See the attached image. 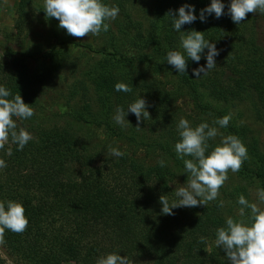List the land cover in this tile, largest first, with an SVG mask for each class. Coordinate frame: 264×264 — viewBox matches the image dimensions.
I'll list each match as a JSON object with an SVG mask.
<instances>
[{"label":"trees","instance_id":"1","mask_svg":"<svg viewBox=\"0 0 264 264\" xmlns=\"http://www.w3.org/2000/svg\"><path fill=\"white\" fill-rule=\"evenodd\" d=\"M164 2L157 0L154 9L161 22ZM185 2L195 6L197 16L210 4V0ZM222 2L227 5L229 0ZM29 3L30 0H19V13ZM253 23L259 30L255 40L253 33L248 32ZM183 27L187 32H202L219 52L215 58L217 66L200 81L196 82L188 70L178 74L196 104L201 107L200 87H203L219 101L251 100L253 92L264 109V13H248L239 25L228 15H222ZM153 36V55L120 54L121 63L133 66L145 62L175 71L165 60L167 53L161 47L158 33L153 32ZM58 50L60 46L55 45L44 55L24 54L0 42V85L13 96L20 94L31 78L27 62L39 63ZM205 64L202 56L196 65ZM113 86V82L106 85L109 96ZM201 108L222 117L211 106ZM102 115L107 120L105 132L113 138L121 137V133L112 129L109 114L103 111ZM149 117L145 120L166 123V133L157 146L172 164L163 168L159 164L143 166L135 161V151L130 148L120 149L125 153L122 158L109 156L106 148L95 154L84 153L75 138L57 129L40 132L22 151H17L9 138L0 148V160L6 163L0 169V200L21 203L29 224L23 233L5 230L0 236L6 257L19 264H96L100 256L117 252L126 256L130 264H226L225 253L213 243L216 229L223 226L219 201L173 209L172 215L161 213L160 197L166 196L169 204L174 202L177 199L174 191L184 186L187 176L183 173V161L174 152L176 127L170 125L167 117H155L153 113ZM78 118L86 121L81 115ZM261 119L264 121V117ZM222 131L225 136H237L247 148L248 159L239 175L253 179L258 189L264 188V157L254 152L255 147L247 145L232 125ZM201 237L206 238V243L200 242ZM0 264H7L1 256Z\"/></svg>","mask_w":264,"mask_h":264},{"label":"rangeland","instance_id":"2","mask_svg":"<svg viewBox=\"0 0 264 264\" xmlns=\"http://www.w3.org/2000/svg\"><path fill=\"white\" fill-rule=\"evenodd\" d=\"M102 2L120 9L118 17L114 21H108L109 30L98 36L73 37L66 35V30L58 27L57 19L45 16L43 0H30L23 13L18 11L19 0H0V42L3 45L33 55H44L55 45L60 46V50L46 60L39 63L27 62L31 78H28L18 95L25 104L33 108L34 115L29 120L15 118L19 128L31 132L33 138L46 130L65 131L88 154H95L100 148L108 149L111 145L121 150L133 149V158L145 167L157 165L160 159L171 165L172 162L157 146L159 139L166 133V123L163 125L152 119H142L138 123L135 115L129 114L126 117L129 124L122 129L113 120L117 107L126 109L141 96L149 105L146 109L149 115L153 113L155 117H167L173 127H176L181 118L187 119L192 127L205 121L210 126L217 127V137L208 141L212 147L218 145L225 134L222 128L214 124L219 117L201 107L211 106L222 117L230 115L229 124L240 131L247 145L255 147L254 152L264 157V121L261 119L264 117V109L256 102L257 96L253 92L251 100L219 101L213 98L208 89L200 87L202 94L199 107L177 72L145 62L133 66L121 63L120 54L126 57L139 52L153 55V32L158 33L161 47L166 53L172 50L183 51L179 48L180 33L173 31V18L166 14L170 10L175 12L182 5L191 4L190 2L165 0L164 8L160 10L164 17L162 22L154 10L157 0ZM181 31L187 33L183 26ZM248 32L253 33L255 40L259 32L258 26L253 23ZM63 41L67 43L60 45ZM196 67V63L188 61L189 73L192 74V69ZM109 82H113L114 86L117 83L126 84L132 91L119 93L113 86L109 96L106 88ZM100 106H103L102 109ZM103 111L109 114L112 129L121 133V137L113 138L105 132L107 120L102 115ZM79 115L85 117L86 121L79 120ZM99 120L103 121L102 125L93 122ZM150 127L154 128L153 131L147 130ZM173 131L176 132L177 142V131ZM257 189L253 179L229 170L228 179L216 200L223 201V225L229 216L240 219L236 214L239 207L236 200L241 194L249 202L258 203ZM259 207L264 209V204ZM0 256L7 264H19L7 258L1 246Z\"/></svg>","mask_w":264,"mask_h":264},{"label":"clouds","instance_id":"3","mask_svg":"<svg viewBox=\"0 0 264 264\" xmlns=\"http://www.w3.org/2000/svg\"><path fill=\"white\" fill-rule=\"evenodd\" d=\"M119 11L118 7L108 6L102 0H43L45 16L57 19L58 27L73 37L98 36L101 32H107L108 21H114ZM195 12V6L186 3L175 12L170 10L166 14L173 18V31L180 33L179 48L183 51H168L165 60L178 74H185L188 61L199 65L203 56L206 64L192 69V75L199 79L217 66L215 58L219 52L215 43L206 40L202 32L192 30L186 33L181 31L182 26L197 20L206 23L209 16L219 19L222 15H228L233 23L239 25L248 13H264V0H229L227 5L222 0H210V4L201 9L198 16ZM114 90L123 93L132 91L123 83H117ZM147 107L149 105L146 100L140 96L126 109L117 107L113 120L122 129L126 128L129 124L126 117L129 114H134L138 123L150 118ZM33 115V108L25 104L20 95L13 96L8 88L0 85V148L11 138L16 150L22 151L33 139V135L25 128H18L15 118L29 120ZM230 120L231 116L225 115L215 120L214 124L219 128H227ZM176 131L179 140L173 146L174 152L176 158L183 161V173L187 179L184 186L176 187L174 192L177 199L174 202L169 204L166 196L160 197L163 215H172L173 209L205 206L216 201L221 187L228 179L229 170L232 173L239 172L248 159L246 146L235 135L222 136L220 143L212 147L208 141L217 137L218 128L210 126L206 121L192 127L187 119L181 118ZM107 154L122 158L125 153L119 147L109 145ZM158 164L162 168L166 166L164 159H160ZM4 167L6 163L0 160V169ZM257 201L251 203L244 195L238 196L236 214L240 219L229 216L224 225L215 231L213 243L225 253L226 264H264V209L259 207L264 204V188L257 189ZM218 206L223 207V201ZM28 224L21 203L0 200V236L5 230L23 233ZM200 242L206 243V238L201 237ZM96 264H130V261L126 256L111 252L100 256Z\"/></svg>","mask_w":264,"mask_h":264}]
</instances>
